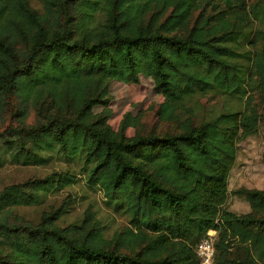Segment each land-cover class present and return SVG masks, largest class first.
Listing matches in <instances>:
<instances>
[{
    "label": "trees",
    "instance_id": "obj_1",
    "mask_svg": "<svg viewBox=\"0 0 264 264\" xmlns=\"http://www.w3.org/2000/svg\"><path fill=\"white\" fill-rule=\"evenodd\" d=\"M40 2L0 0V166H65L0 189V264H199L210 229L214 264H264V189L232 190L248 211L226 207L238 143L264 123V0ZM141 75L164 96L165 119L208 91L246 103L128 135L129 113L115 129L94 107L107 106L109 78ZM72 165L127 216L110 237L91 213L62 225L63 211L16 210L75 183Z\"/></svg>",
    "mask_w": 264,
    "mask_h": 264
},
{
    "label": "rangeland",
    "instance_id": "obj_2",
    "mask_svg": "<svg viewBox=\"0 0 264 264\" xmlns=\"http://www.w3.org/2000/svg\"><path fill=\"white\" fill-rule=\"evenodd\" d=\"M32 6L41 7L40 0H29ZM110 98L107 106L97 105L94 111H108V122L113 128H118L126 113L132 117L126 133L166 134L180 130L181 120L194 112V122H199L217 113L220 109H240L245 106L246 97L229 98L220 91H208L190 98L183 110L179 111V120L165 119L159 113L164 96L154 88L150 77L141 75L138 82H128L118 78H109ZM64 88L63 84L56 85L51 93L57 94ZM253 97L250 105L253 103ZM61 162H50L43 165L14 163L6 159L0 166V189L9 183L18 182L31 176H43L53 169L64 168ZM78 174L75 183L63 188L54 189L44 197L39 204L18 206L16 210L24 216L37 220L42 212H62L57 220L62 225L70 222H80L91 213L99 220L104 233L110 237L116 229L126 225L127 216L121 211L109 206L102 191L95 185L86 182L85 175L80 173L77 165H72ZM71 167V168H72ZM256 187L264 189V123L258 131L239 141L237 156L228 176L229 196L226 207L236 212L249 210V203L243 196H237L232 190L240 187ZM90 218V217H89Z\"/></svg>",
    "mask_w": 264,
    "mask_h": 264
},
{
    "label": "built area",
    "instance_id": "obj_3",
    "mask_svg": "<svg viewBox=\"0 0 264 264\" xmlns=\"http://www.w3.org/2000/svg\"><path fill=\"white\" fill-rule=\"evenodd\" d=\"M215 237H216V230L210 229L207 231L206 235H204L198 241L195 250L199 264H214Z\"/></svg>",
    "mask_w": 264,
    "mask_h": 264
}]
</instances>
